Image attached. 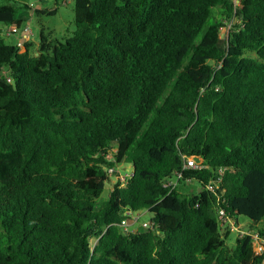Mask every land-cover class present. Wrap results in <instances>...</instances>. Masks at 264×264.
<instances>
[{"label": "trees", "instance_id": "16d2710c", "mask_svg": "<svg viewBox=\"0 0 264 264\" xmlns=\"http://www.w3.org/2000/svg\"><path fill=\"white\" fill-rule=\"evenodd\" d=\"M28 10L0 6V264L264 263L249 234L226 251L217 213L264 242V0H73L34 55L3 39ZM183 156L187 195L162 186Z\"/></svg>", "mask_w": 264, "mask_h": 264}, {"label": "rangeland", "instance_id": "374dc122", "mask_svg": "<svg viewBox=\"0 0 264 264\" xmlns=\"http://www.w3.org/2000/svg\"><path fill=\"white\" fill-rule=\"evenodd\" d=\"M11 4L16 6L26 5L28 7V16L24 20L22 25L29 26L33 33L31 39V50L32 55L36 54L38 49V40L41 34L47 38L55 39L58 41H63L65 37H69L75 30L73 25V0H68L64 2H55V0H0V6ZM55 11L54 13H50ZM227 33V26L221 29V37H225ZM5 43L14 44V37H4ZM113 152V151H112ZM129 168V166H126ZM125 166H120V170H124ZM114 180L109 177V182L105 183L104 191L101 195V199H105ZM199 188L198 183L195 181H190L188 183L181 181L175 188V191L184 195L194 192ZM136 216V215H135ZM138 221L132 222L128 220L130 225L127 228V232L137 231L143 222H150V214L147 211H141L138 214ZM235 221L238 225V230L240 231H229V235L225 240V249L229 252L233 249L235 245V240L240 233H249L251 235H256V231L261 228L262 223L254 224L247 218L243 216H236ZM132 222V223H131ZM226 229H221L220 233L223 236ZM92 244L95 240L91 241ZM257 243V242H256ZM255 248L258 252L262 250V245L255 244Z\"/></svg>", "mask_w": 264, "mask_h": 264}, {"label": "built area", "instance_id": "2783aa9c", "mask_svg": "<svg viewBox=\"0 0 264 264\" xmlns=\"http://www.w3.org/2000/svg\"><path fill=\"white\" fill-rule=\"evenodd\" d=\"M66 1H68V0H66ZM62 2H64V1H62ZM232 4H233L234 9H235L237 6H239L240 0H232ZM228 28H229V25L227 26V33H228ZM4 30H5L4 35L6 37H14V39H15L14 45L18 49H21L23 47L24 43L31 41V39L33 37V33L31 31V29L29 28V26H26V25H22L20 27H18L16 25H12V26L5 28ZM227 33H226V35H227ZM113 152H115V150H113ZM182 158H183V163H182L181 169L179 171H175L173 173L172 177L166 179L162 184V186L164 188H166L169 192L175 191L176 186L181 181H184L186 183L189 182V181L184 180L183 171H187L190 169L193 170V169L199 168L195 164L194 160L191 157L183 156ZM107 159L108 160L111 159V154L107 155ZM120 166H123V165H120ZM120 166L108 168L107 173H108L109 177L113 178L114 183L119 181L121 184H123L124 182H126V180H128V178L130 177L131 174L128 172V168L126 166H125L126 168L124 170H120ZM219 173L220 174L222 173L221 169L219 170ZM219 180L220 179L218 178V181ZM205 188L208 189L209 191L212 190V187L210 186V184L206 185ZM217 213H218V225H219L220 231H221V229H226L228 231H239L238 225L233 218L227 216L222 209H219L217 211ZM126 214H127V216H129L131 218L132 222H137L139 219L138 218L139 212H137V213L126 212ZM120 226L122 229L127 231V228L130 225L128 224V220L125 219V220L121 221ZM141 227H145V228L150 227V222H143L141 224ZM243 234H249V233H244V232L240 233V235H243ZM249 235L252 237L254 246H255V244H259L257 234L255 236L251 235V234H249ZM259 245H262V250L259 253L264 252V242H262ZM262 264H264V263H262Z\"/></svg>", "mask_w": 264, "mask_h": 264}, {"label": "water", "instance_id": "95a60500", "mask_svg": "<svg viewBox=\"0 0 264 264\" xmlns=\"http://www.w3.org/2000/svg\"><path fill=\"white\" fill-rule=\"evenodd\" d=\"M128 172H129L130 174L133 173V166H132V165L129 166V168H128ZM198 191H200V189H198Z\"/></svg>", "mask_w": 264, "mask_h": 264}]
</instances>
